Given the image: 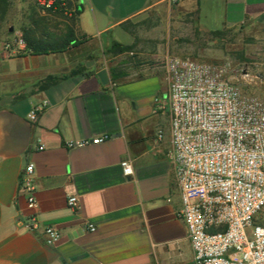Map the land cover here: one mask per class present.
<instances>
[{
	"label": "crops",
	"instance_id": "obj_1",
	"mask_svg": "<svg viewBox=\"0 0 264 264\" xmlns=\"http://www.w3.org/2000/svg\"><path fill=\"white\" fill-rule=\"evenodd\" d=\"M77 6L84 43L48 54L0 51V264H195L169 157L165 63L114 61L125 53L108 49L113 42L135 44L131 23L174 11L198 34L247 22L264 28V0H78ZM96 136L106 139L69 146ZM125 159L133 164L129 177ZM29 163L34 206L22 185ZM70 195L78 196L77 211ZM50 226L61 233L53 244L46 242Z\"/></svg>",
	"mask_w": 264,
	"mask_h": 264
},
{
	"label": "built area",
	"instance_id": "obj_2",
	"mask_svg": "<svg viewBox=\"0 0 264 264\" xmlns=\"http://www.w3.org/2000/svg\"><path fill=\"white\" fill-rule=\"evenodd\" d=\"M43 12H69V0H32ZM18 47L25 49L23 39ZM4 49L12 51L10 44ZM169 81L171 151L195 264H264V98L242 92L225 65L190 57L165 58ZM245 76L249 75L244 72ZM36 111L31 113L35 118ZM162 138V132H159ZM106 136L84 138L70 147L100 143ZM123 173L133 175L130 160ZM33 163L26 165L22 185L35 198ZM69 207L80 208L76 195ZM90 230L95 227L90 224ZM46 242L61 237L56 227L45 228Z\"/></svg>",
	"mask_w": 264,
	"mask_h": 264
},
{
	"label": "rangeland",
	"instance_id": "obj_3",
	"mask_svg": "<svg viewBox=\"0 0 264 264\" xmlns=\"http://www.w3.org/2000/svg\"><path fill=\"white\" fill-rule=\"evenodd\" d=\"M11 2L0 51L5 50L4 44H10L11 50L17 52L18 40L22 39L19 29L21 21L33 1ZM48 18L53 31L64 28L65 20L62 17L50 15ZM131 27L136 36L135 44L131 51L113 57L114 61L121 60L132 65L142 62L161 64L165 63L168 55H174L225 65L229 78L242 92L264 98V28L261 26L247 22L239 28H225L221 36L214 37L198 34L189 22L178 19L174 11L161 16L151 15L144 21L131 23ZM258 221L264 223V211Z\"/></svg>",
	"mask_w": 264,
	"mask_h": 264
},
{
	"label": "trees",
	"instance_id": "obj_4",
	"mask_svg": "<svg viewBox=\"0 0 264 264\" xmlns=\"http://www.w3.org/2000/svg\"><path fill=\"white\" fill-rule=\"evenodd\" d=\"M78 0H69L67 7L69 12L64 10L53 11L48 10L43 12L34 2L30 4L28 13L24 20L21 21L20 30L22 39L25 43L26 51L33 54H48L53 52H62L70 47L78 46L86 41V36L82 35L78 29L80 10L77 6ZM11 0H0V43L1 37L5 32L4 25L8 21V13L11 9ZM59 16L65 20L63 29L53 31L50 29L48 16ZM224 30L210 32L209 34L217 37L223 34ZM133 45H123L118 42H113L108 49L110 54H121L131 51ZM48 81L42 82L37 86L38 89H43L48 85ZM264 224V223H263Z\"/></svg>",
	"mask_w": 264,
	"mask_h": 264
}]
</instances>
